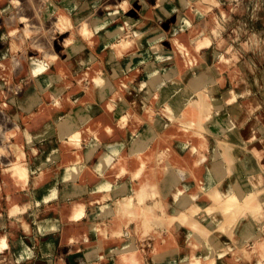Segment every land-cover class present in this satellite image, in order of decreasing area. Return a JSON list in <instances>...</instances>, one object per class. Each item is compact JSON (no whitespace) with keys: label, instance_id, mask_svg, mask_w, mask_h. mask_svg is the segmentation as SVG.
<instances>
[{"label":"bare ground","instance_id":"6f19581e","mask_svg":"<svg viewBox=\"0 0 264 264\" xmlns=\"http://www.w3.org/2000/svg\"><path fill=\"white\" fill-rule=\"evenodd\" d=\"M25 1L26 3H22ZM28 1L34 8H43L48 11L51 9V18L48 21L53 33L68 31L72 34L70 30L77 31L80 38L91 48L106 52L102 59H94V55L92 56L87 50L79 53L77 58L83 66L76 77L85 78L91 82L86 89V96L95 90L100 94H106V97H102L98 104L102 113H106L107 110L111 114L108 115V120H102V115L101 117H90L91 119L86 121L83 127L71 125L72 122L69 121V118L63 120L64 116H69L73 101H75L74 97L81 90V79H78V84L70 89L69 93L65 92L66 90L63 91V86L67 81L56 83L55 91L59 90L61 94L57 95L50 90L49 80L53 79L56 72L63 78H68L66 76L70 72L65 67L64 60L58 56L59 50L56 48L55 51H44L43 45L39 46V41L37 44L31 41L32 49L28 50L24 45L23 34L28 37L30 33L33 34L39 28H43V22L32 18L31 13H28L30 9L26 5L27 0H0V12L3 10L0 28L7 30L9 39L6 49L10 53V56L3 59L5 50L2 49L4 46L2 43L5 40L3 34L0 33V110L2 112L9 109L11 114L10 119L0 115V214L1 208L9 209L7 211L9 217L4 223L7 230L4 232L3 238L0 236V245H3L4 241L17 252L20 250V257L23 255L25 258H30V249L26 246L25 241L32 239L31 233L35 224L33 223L34 218L27 208L34 195L30 197L31 199L28 197L35 194L37 197H34L35 201L45 203L42 209L44 216L60 219L63 225L67 223L81 224L86 218L91 231L94 233L97 231L96 233L102 236L100 241L98 235L94 236L91 241V235L76 229L74 234L84 236L86 241L82 253L78 252L76 255L79 260L77 264H149L146 260L150 256L153 257L155 263L167 264L170 257L177 252L181 235L188 245L201 244L199 246L201 253H186L181 259L182 264H213L214 260H217V257L214 259L210 255L208 247H205L207 244L203 247L205 239L203 237H207L216 246L218 254L228 250L233 260L251 254L241 246L242 241L240 242V240L244 232L238 231V228L249 217L254 216L260 219L263 216L264 219V184L258 171L250 174L248 178L241 174V167L237 159L242 151L248 150L251 152L250 156L262 160L264 165V140L261 138L264 134L263 128L261 126L256 128L257 130L255 128L250 130L247 141L241 144L240 135L232 127L226 126L222 108L213 104L215 90L213 93L211 89H214L215 85L211 84V87L205 88L203 85L205 79L197 76L193 83L194 93L186 99L184 98L186 94L184 89L182 91L178 89L179 81L177 80L178 73L197 69L200 60L207 59L203 55V50L209 46L211 35L216 36L220 45L226 42L222 36L219 38L216 34L223 29L224 23L229 21L232 15L230 12L239 3L230 1L227 3L229 6L227 10L217 0L197 1L199 9L196 10L195 15H200V9L211 10L212 7L214 8L210 11L208 19L204 20L206 22L203 28L171 34L175 37L174 40L165 43L162 41L163 33L150 36L151 30L143 29L142 25H137L130 38L122 36L124 28L137 21L139 17L129 11L128 0H103L97 11L110 9L112 4L118 3L119 9L121 5L123 12L120 14L111 13L109 16L113 23L108 21L102 24V29L99 31L93 30L90 18L82 16V13L87 10L86 6L75 11L76 19L74 20L67 10L57 6L51 0ZM55 1H61L64 7L67 5L72 8V4L69 5L68 0ZM163 2L165 0H142V7L151 9L159 7L161 9ZM34 8L33 10L37 11ZM171 8L168 6L166 10L170 11ZM17 18L23 21L20 22ZM101 19L100 21H102ZM220 19L222 22L219 23ZM18 22L20 25L17 27L15 24ZM33 27L37 29L34 30ZM46 28L50 30L49 27ZM203 29L206 32L200 33ZM224 31L232 42L238 39L241 32L244 31V22L240 20L231 29H224ZM188 38H192L191 43H188ZM64 39H67L66 35H64ZM70 41L66 40L63 45ZM64 42L63 40L62 43ZM231 47V45L224 46V51L219 54L215 68L216 65L224 67L230 64L236 73L237 56ZM33 50L42 51L43 55L39 56ZM137 56L142 64L131 65V60L138 58ZM109 57H113L114 66L125 68L121 75H116L111 90L108 89L109 86L105 82L103 74L105 71L103 63L100 61L107 60ZM167 58L176 61L169 60L163 63ZM72 60H76V58ZM72 62L75 64L74 61ZM31 63L38 66L37 71L31 68ZM109 65L110 63L107 64L108 67ZM200 67L205 68V66ZM36 78L41 85L47 83L45 89L48 90L43 100L38 95L39 82ZM227 90V92H231L232 89ZM122 93L137 95L132 97L125 110L120 112L117 104L122 102ZM250 97L253 95L243 97V101L247 105L250 104ZM230 98L232 97L226 96L224 100H221L227 104L226 100ZM83 99L78 102H83ZM15 101L21 102V109L27 113L26 116L20 117L13 104ZM229 103L230 105H228ZM229 103L227 104L229 109L238 107L233 100ZM251 109L257 113V116H264V107H261L259 103ZM83 113L81 114L82 119L86 120L87 117ZM19 119H21L23 128L18 124ZM244 119L245 117L241 116V122ZM62 120L67 127L64 133L67 136L65 139L64 137L60 139L59 134L57 135L55 132L57 127H63ZM250 123L251 121L248 120L246 128ZM151 125L157 126L154 128L159 131L168 132V137L174 144L173 148L170 146V148L159 152L152 164L150 163L152 148L148 143L153 138V132L149 133ZM121 127L124 128L125 135L127 134L128 144L136 150L132 157V167H129L128 156L119 148H115L116 146L113 148L112 146L115 145L113 141H107L115 135L117 128ZM214 134H222V137L216 139L213 137ZM97 141L104 143L107 147L96 148ZM88 148L90 154L86 159L88 158L89 161L85 162L82 153ZM103 152L104 154L108 152V155L111 156L107 161L102 159ZM215 154H218L221 159H215ZM64 158H67V161H63ZM55 161L61 168L62 180L69 187L67 193L71 195L70 200L53 201L54 190H51V182L44 180V171H54L53 168L56 165L53 163ZM184 162L192 164L189 169L184 165ZM221 162L226 164L225 169H219L213 175L215 181L211 183L210 187L214 193L215 189L218 191L212 199L222 201L223 205L216 207L218 209H213V200L203 206L191 202L192 194L179 197V194L187 187L195 186L198 183L205 184L206 182H203L206 176L204 169L216 171L218 163L221 164ZM30 169L35 171V174L33 173L35 176L31 180L28 179ZM214 172L213 170L209 171L210 174ZM188 173L191 176L182 181L184 175ZM127 176H131L130 179L133 178L132 185L135 192L129 193V195H118L115 199L116 205L108 211H103L104 213L100 212L97 207H93L89 214L85 211V202L81 193L85 190L86 183L94 185L98 191L102 186L106 189L109 179L120 177L126 182L127 179L129 180ZM126 184H121V188L124 189ZM246 186L249 187V191L242 195V200H239L237 194L232 190H238L241 193L243 187ZM149 197L153 198L151 203L147 202ZM171 203L178 205L177 208L174 207L176 210L170 206L169 209H166ZM190 209L194 210L192 216H190ZM166 212L170 214L168 219L171 225L166 220L168 227L163 235H158L156 240L154 239L151 250L148 251L139 243L136 244L135 239L144 235L143 233L149 232L152 222H161L162 214H166ZM186 213H188L187 216ZM97 214L105 216L110 214L117 218L113 221V226L110 229H103V224L95 219ZM175 219L178 223L183 222L187 232L172 224ZM123 223H133V225L129 227L127 236L122 239ZM36 224H40L44 230L51 228V224H41L40 221H36ZM260 226L264 229V223ZM243 229H247L245 236L251 233L248 224ZM222 234L231 235L235 243L232 248L227 246V250H225L224 246H219L218 242ZM259 239L263 241V238ZM191 245L189 247H192ZM258 245L262 244L260 245L259 242ZM78 246L76 243H72L70 248L79 249ZM259 246H255L253 254L256 255L258 262L264 264V248L262 250ZM261 247H264V243ZM111 250L115 251V256L109 260ZM93 253L96 254L95 258H93ZM61 255V253L57 255L59 261ZM47 261V259L38 260L39 264H49ZM220 262L216 261L217 264ZM22 264H29V261Z\"/></svg>","mask_w":264,"mask_h":264},{"label":"rangeland","instance_id":"374dc122","mask_svg":"<svg viewBox=\"0 0 264 264\" xmlns=\"http://www.w3.org/2000/svg\"><path fill=\"white\" fill-rule=\"evenodd\" d=\"M51 1L54 2L57 6L59 5V7L67 10V5H65V7H64L63 6L64 4H62L61 1L60 2L55 1V0L54 1L51 0ZM183 1H185V2H183ZM197 1H199V0H165V2H163V7H161V9L159 7H158L159 9L158 8L151 9V8H143L142 7V0H128L129 11L133 14L138 15L139 17H138V20L135 21L136 23L135 22L132 23V24H134L133 26L131 24L127 28H124V35H122V36L126 37V38H130L133 34V31L137 27V25H142L143 29L151 30L150 36H152L154 34H159L160 32L163 33L162 41L165 43H168V42H170V40H174L175 37L172 35L177 34L178 32H181V31L190 32L194 28H198L200 30L205 25L204 23L206 21H204V20L208 19V17H209L208 15H209L210 11H212V9H214V8L212 7L211 10L200 9V15H198V14L195 15L197 13L196 10L199 9L197 6ZM217 1L220 4H222L221 6L223 8H225L227 10L229 9V6L227 3H229L230 1L239 3V5L236 7H233L234 9L230 12L232 15H231L229 21L225 22L223 29L220 30L216 34L217 36H219V38L222 36L224 38V41H226L228 43L223 42V44L220 45L219 41L216 39V36L211 35V42H210L209 46L205 50H203V55L206 56L207 59L200 60V63L198 62L199 67L197 69H193L190 71H184V72L177 74V80L179 81L178 89L180 91H182V89H184L183 91L186 93L185 95L183 94L184 98L188 99L194 93L195 88H193L194 87L193 83H194V79H196L197 76L202 77L203 80L205 79L204 84H203L205 86V88L211 87V85H208V84L213 83L215 85V88L211 89L213 93L215 90V95L213 96L214 97L213 104L216 107L218 106V108H222V110L224 111V116L226 118V126L232 127L235 130V132L240 135L241 140H242L241 144H243L247 141V136L250 134V130H252L253 128L258 129L259 127L262 126L263 131H264V116H257V113L251 109V107H253L255 104H258V103L261 105V107H264V0H217ZM69 2L73 4V2H71V1H69ZM79 2H80L79 9H81L82 6L87 7V10L84 13H82V15L87 13V11H90V9L95 8L94 13L91 15H88L86 17H89L91 20H92V18L97 19V17L99 20L102 18L101 20L103 21V23H106L108 21L109 22L111 21L113 23L112 19H110V16H109L111 13L120 14L121 12H123L121 10V5H120V9H119L118 3H116L115 5L112 4V7H110V9H105V10L101 9L100 11H97V8L100 7L103 0H85V2H84V0H79ZM22 3H26V1L22 2ZM91 4H93L94 7H91L92 6ZM26 5L29 6L28 9L31 10V8H32V10H33L34 7L32 5L30 6V2L28 0H27ZM168 6H171L172 10H170V11L166 10V7H168ZM184 7H186V8H184ZM162 8H163V10H162ZM34 9H37V8H34ZM30 10L28 11V13L29 12L31 13L30 15L32 18L39 19L41 22H43L42 23L43 28H39L35 32L33 31L34 33L33 34L30 33L28 35V37H27V35L23 34L25 37V39H24L25 47L28 50L32 49L30 47L31 41L35 44H37L39 41V43H40L39 46H41V44H42L44 47V51L45 50L48 52L55 51L57 48L59 50L58 56L64 60L65 67H67L70 71L69 74L66 76L68 78H63V77H61L60 74H58L56 72L53 75L52 81L51 82L49 81V83H50L49 89L52 90L55 94L59 95V94H61L60 93L61 91H59V90L55 91L56 83L61 82V81H67L65 86H63V91L66 90L65 92L69 93L70 89H73L78 84V79H81V90H79V92L74 97L75 101H73L74 104L72 106L71 111L69 112V116L68 117L64 116L63 120L69 118V121L72 122L71 125L81 126V127H83L86 124V121L91 119L90 117L95 118L98 116L101 117V115H102V120H108V115H110L111 112L109 114V112L106 110V113H102L103 111L100 110V106L98 104L102 100V97H106V94L105 93L100 94L97 90H95V92L92 91V93H90V95L86 96L85 95L86 89L90 86L91 82L86 80L85 78H77L76 77L81 72V69L83 66L79 62L80 61V60H78L79 58H77L79 53H81L83 50L84 51L87 50L92 56L94 55L93 56L94 59H102L103 55L105 57L106 52L104 53L103 51H98V50H95L94 48H91L89 45H87L80 38L77 31L70 30L72 32V34L68 33V31L67 32L66 31L65 32L64 31L63 32L58 31L60 33H58V32L53 33L50 29L51 24L48 21L51 18V14H50L51 9L49 11L47 9H43V8H39V9H37V11H34V10L30 11ZM2 11L0 12V19L3 15V14H1ZM39 13H40V15H39ZM46 14H48V15H46ZM74 14L75 13H73V15H70V14L69 15L71 17H73L72 19L75 20L76 17H74ZM19 18H17V20H20ZM103 19L106 21H104ZM240 20H242L244 22V31L241 32L238 39L230 42V40L227 36V33H226V31H224V29H227V30L231 29V27L238 24V22ZM21 21H23V20H20V22ZM20 22L16 23L15 25H17V27H18L20 25ZM220 22H222L221 19L219 20V23ZM183 23H185V24H183ZM151 26H153V27H151ZM46 27H49L50 30H47ZM99 27H100V25H98L96 27V29H98ZM31 28H32V26H31ZM33 29L36 30L37 28L33 27ZM205 32H206V30L203 29V30H201L200 33H205ZM0 33L3 34L4 40H5L4 43H2L4 45V46H2V49L4 48V50H5V56L3 59H5L8 56H10L8 49H6L7 48V40L9 39V36L7 34V30L3 29V28H0ZM64 35H66L67 41H68V39L70 41V38L73 36V38H71V40H73L72 43L70 41V43L63 45L66 43V40L64 39ZM63 40L65 41L64 43H62ZM187 41H189L188 43H191L192 38L191 39L188 38ZM0 44H1V41H0ZM225 45L226 46L231 45L232 46L231 48L234 49L235 54L237 56L236 61L238 64L237 65L238 68L236 69L237 70L236 73L233 71V68L230 64L228 66L226 65L224 67L216 65V68H215V63L217 62L219 54L224 51L223 48ZM33 51L35 52V54H38L39 56L43 55L42 51L41 52H37L36 50H33ZM144 52H146V51H144ZM72 54L74 55L73 58H76V60H72L73 59V58H71ZM65 57H67V58L65 59ZM137 57L138 58H135V59L133 58V60H131V65L137 66V65L142 64V62L139 60V56H137ZM71 60L74 61L75 64ZM169 60L173 61V62L176 61V60H171V59L167 58L163 63H165L166 61H169ZM205 60H207V61H205ZM100 61H102L103 70L105 71V72H103L104 77H105V82L109 86L108 89L111 90V88L113 87V84H114L113 82L116 78V75H121V73L124 72L123 70L125 68H123V66L122 67L114 66L113 65V63H114L113 57H109L107 60H100ZM106 62H107V64L110 63L109 67L107 66ZM200 66H205V68L200 67ZM31 67L33 69L35 68V66H31ZM231 71H233V72L231 73ZM199 72H202V76L198 74ZM209 76H210V79L208 80ZM70 81L72 82V84H70L71 83ZM229 88L232 89L231 92H227L228 91L227 89H229ZM188 89H190V90H188ZM47 90L48 89L45 90L46 94H47ZM45 92H43V91L39 92L38 91V95L40 96V99H43L45 97ZM187 92H188V94H187ZM122 94H123L122 102H120L121 104L119 102L117 104L119 109H120V112H123L125 110V108L128 106L129 102H131L132 97H135L137 95L134 93H132L131 95H128L126 93H122ZM248 95H253V97H250V100H249L250 104L247 105L243 101V97L248 96ZM226 96L232 97V98L226 100V101H228V103L233 100L238 107H236L235 109H229V107H227L228 103L227 104L223 103L224 102L223 100ZM82 99H83V102L79 103L78 101H81ZM221 99H223V100H221ZM220 103H222V106ZM13 104L14 105L17 104V107L21 106V102H19V101H15ZM228 105H230V103ZM80 111L82 113L83 112L85 113L84 116L87 117L86 120L82 119V116H81L82 113ZM5 113H6V117H10V114H8L6 111H5ZM22 113H23V111H22ZM241 116L245 117L243 122H241V120H240ZM246 120L251 121L248 128H246L247 127L246 126L247 125ZM65 125L66 124H64V121H63V127L61 126L62 128L61 127L56 128L55 132L57 133V135L59 134L58 137L60 139L63 137H64V139L67 138L66 134H64L65 129L67 130V127ZM154 127H157V126L151 125V129L149 131V133H152V132L154 133V134L152 133L153 138L149 140L152 143V144H149L152 148V151H151L152 155H150V163L151 164L154 162L155 156L159 152H162L163 149H168V147L170 148V146L173 148V145H174L171 143L172 141L168 137L169 136L168 132L159 131L158 129H155ZM124 131L125 130L122 127L117 128L115 135L112 138H109L107 141H113V144H115V145H113L112 147L114 148L116 146L115 148H119L122 152H124V154L126 156H128L129 167H132L133 166L132 157L136 153V150H134L133 147H130V145L128 144V142L126 140L127 134L125 135L126 132L124 133ZM213 137L217 139L219 137H222V134H214ZM261 138L264 140V134H263V137H261ZM95 146H96V148L107 147L104 145V143H102V142L98 143V141L95 143ZM263 147H264V145H263ZM250 153L251 152L248 150L242 151L238 156L237 160H239L238 162H239V165L241 167V170H240L241 174H243L245 177L248 178V176L250 174L257 173V171H258V175L261 177L262 183L264 184L263 161L255 158L253 156H250ZM89 154H90L89 148L85 149L84 152L82 153V156H83L82 158H84L85 162L89 161L88 158L86 159V157L89 156ZM129 156H131V157H129ZM110 157L111 156L108 155V152H106L105 154L103 152L102 159L104 161H107L108 158H110ZM184 157H186V155H184ZM215 159L219 160L221 158L219 157L218 154H215ZM65 160L67 161V158L63 159V161H65ZM263 160H264V158H263ZM53 164L56 165L53 168L54 171L53 170L44 171V180L51 182V190H54V191H55V184L57 182H61L62 185L64 186V188H66V189L69 188L67 186V184L62 180L63 176H62V173L60 171L61 168L57 164V161H55ZM187 164H188V166H187ZM190 164L188 162H184V165L187 167V169H189ZM223 166H224V164L222 162H221V164L218 163V169L216 171L214 169H212L213 172L214 171L215 172L211 173V174L209 173V171L212 172L211 169H209V171H208V169H204V173H206V176L204 178L205 181H203V182L204 183L206 182V183L203 185L198 183L195 186L187 187V189H185L181 194H179V197L182 198L184 196L192 194L193 197H192L191 202L193 204H202L203 206H206L210 202V200L211 201L213 200L212 199L213 195L218 192L217 189L214 190L215 193L213 191H211V187H210L211 183L213 181H215V177L213 175L216 172H218L219 169L220 170L225 169V167H223ZM33 173L35 174V171L30 169L29 170V178H28L29 180H31L35 176ZM130 177L131 176H129V177L127 176V178H129V180L127 179V181H126L127 184H126L125 180L123 181L122 178H120V177L114 178V179H109V183H108V185H106V189L104 186H102V187H100L101 189H99L98 191L94 185H90L89 183H86L85 190H83V192L81 193L83 196V201L85 202V207H84L85 211L89 214V213H91V209L93 207H97L100 212L104 213L105 211H108L110 208H112L114 205H116L115 199H116V197H118V195L119 196L121 194L129 195V193L131 194V193L135 192L133 185H132L133 184V178L130 179ZM192 180H194V179H192ZM123 183L126 184V186H125V188L127 187L126 191H125V188L124 189L121 188V184H123ZM199 185H200V188H199ZM107 186H108V188H107ZM102 189H105L106 191L102 190ZM207 190H208V192H207ZM198 191L201 193L200 196H198V193H197ZM232 191L235 192V194H237V196L239 197V200H242V195L246 191H249V187H247V186L243 187V189H242L243 192H241V193L238 190H236V191L232 190ZM105 192H106V194H105ZM33 195L35 197V194H31L28 197V199H31L30 197H33ZM54 196H53V201L60 200L57 192L56 193L54 192ZM106 196H107V198H106ZM112 196H114V197H112ZM34 197L31 199V204L27 208V210L31 212L32 218H34L33 223L35 224L33 231L31 233V235H33L32 239L31 240L27 239L25 241L26 246H28V248L30 249V254H29L30 258H25V256H23V255H22L23 258L20 257V250L17 252L13 247H10L8 243H5L3 241L2 242L3 245H0V264H22V263H25L28 261H29V264H39L38 260H41V258L44 257V256H42V255H44V251L42 250V252H40V249L42 248V246L47 245L46 247H48L49 244H48L47 240L49 239V237L43 236L41 238L40 237L38 238V237H36V234H34L35 231L36 232L37 231H43V232L51 231L52 233L53 232L59 233L58 234L59 240L57 239L58 237H56V236H55L56 240L54 239L55 244L58 242V247L56 248L55 257H53V260H54V258H55V260L53 263H51L53 260L50 262H48L49 261L48 260L47 263H49V264H59V263L77 264L78 263L79 260L76 258V255L78 252L82 253V249L85 248V246H86V244H85L86 241L84 240V238H85L84 236L81 237V236L74 234L76 229H80L82 231H85L86 234L91 235V237H90L91 241H92L93 237L97 236V235L100 236L98 238L99 241H100V239H102V236L99 235L98 233H96L97 231L95 233L91 231V229L89 228V225L87 223L88 221L86 218L83 220V222L81 224L67 223V224L63 225V223H61L60 219H57V218L55 219V218H53L51 216H47V215L44 216L42 213V209L44 208L45 203L44 202L38 203L37 201L34 200L37 197H35V198ZM64 197H66V195H64ZM102 198H104V199H102ZM70 199L71 198H69L68 200H70ZM149 201L151 203L153 201V198L149 197L147 199V202H149ZM34 202H36V203H34ZM41 203L43 204V206H40ZM221 205H223L222 201L213 200V202H212V208L213 209H218L216 207H220ZM169 206L172 209H175V208H177L178 205L176 203H171L166 207V209H169ZM263 209H264V206H263ZM1 210H2V212L0 214V221H1L0 222V236H1V238H3L4 232L7 230V228H5V226L3 227V225L1 223L3 222V219H5L6 217H9L8 212H7L9 209H7V207H4L3 209L1 208ZM160 212L161 211L159 209V213ZM192 213H194V210L190 209V216H192L191 215ZM187 215H188V213H186V216ZM95 217H96L95 219H97V221H99L100 223L103 224V229H110L113 226V221L116 220V218H117L115 215L111 216L110 214H109V216H107V215L105 216L103 214H100V215L97 214V216H95ZM168 217L170 218V214L168 212H166V214L165 213L162 214L161 222H152L150 224L151 230L149 232H147L146 234L143 233L144 235H140V237L136 238L135 239L136 244L139 243L141 246H143L148 251L151 250L153 243H154V239L156 240L158 235L159 236L161 234L163 235L164 232L166 231L167 227H168V224H170ZM262 217H260V219L258 217L255 218L254 216L249 217L244 223L242 222L241 225L239 226L238 231L244 232V234H242V237H241L242 239L240 240V242L241 241L242 242L241 243L239 242V243L241 244L242 247H244V249H246L247 251H249V253H251V254H248V255L242 257L241 259H237V260L231 259V254L227 250V246H231V248H232L235 245L230 234H222L219 238V242H218L219 246L220 247L224 246V249L227 250L221 254L217 253L216 246H214V244L212 242H210L207 237H203V238H205L204 240L202 238L203 247L207 244L208 246L206 245L205 247L206 248L208 247V249L210 251V255H212V257L214 259H215V257H217L216 258L217 260H214L213 264H217L218 261H221L219 264H221V263L222 264H262L261 262L257 261L256 255L253 254L254 253L253 249L255 248V246H259L258 245L259 242H260V245L261 244L263 245V243H264V229H262L260 226L261 224L264 223V219ZM251 218L254 220H252ZM179 219H180V217H179ZM166 220H168V222ZM176 220L177 219H175L172 222V224L176 225V227H178V228L180 227V229H182V231L187 232V230L183 226V222H181L182 223V225H181V223L180 222L178 223ZM36 221H40L41 224H51V228L44 230L40 227V224L39 225L36 224ZM56 221H57V223H56ZM246 224H248V226L251 230V233L250 234L248 233L249 235H247L248 237L245 236L247 229L246 230L243 229L244 226L246 227ZM132 225H133V223H129V224L123 223V226H122L123 232L121 233L122 239L127 236V234H128L127 232L129 231V227ZM159 225H160V227H159ZM59 227L61 229L60 232L58 231ZM257 237H258V239H257ZM67 238H69V240L71 239L72 241H68ZM259 238H261V239L263 238L262 239L263 241H261ZM27 241H29L30 243ZM255 241H257V242H255ZM254 242H255V244H254ZM72 243H76L77 245H79L78 246L79 249H75V250L71 249L70 247H71ZM187 243L188 242L184 241L183 235H181L179 237L176 255L172 256L173 259L170 260L169 264L170 263L180 264V262H179L180 258L182 257V255H185L186 253L187 254L188 253H194V254H200L201 253V250H200L201 247H199L201 244L200 245L199 244L198 245L197 244H195V245L190 244L193 247V249L196 248L193 250L192 247H189L190 245H188ZM209 243H212V244H210L211 246L209 245ZM227 243H229L230 245ZM261 246H259V247L263 250L264 247H261ZM59 253L62 254L60 257V261H59V256H57ZM114 253H115L114 250L109 253V256H110L108 258L109 260L112 259V257H113L112 254H114ZM106 254H108V253H106ZM18 255H19V257H18ZM47 255H50V254H47ZM226 256H228V257H226ZM177 259H178V261H177ZM216 261H217V263H216ZM147 263H148V261H147Z\"/></svg>","mask_w":264,"mask_h":264},{"label":"crops","instance_id":"0c3cea01","mask_svg":"<svg viewBox=\"0 0 264 264\" xmlns=\"http://www.w3.org/2000/svg\"><path fill=\"white\" fill-rule=\"evenodd\" d=\"M68 1H71V2H73V4L72 3H70L69 2V5H71L72 4V8L73 9H71L69 6H67V11H68V13L70 14V15H73V13H75V11L76 10H78L79 9V7H80V2H79V0H68ZM92 6L91 7H94V5L93 4H91ZM94 10H95V8H92V9H90V11H87V13H85L84 15H82L83 17H86V16H88V15H91V14H93L94 13ZM73 18V17H72ZM89 18V17H88ZM90 21H91V24L93 25V30L94 31H99V30H101L102 29V27H101V25L102 24H105V23H103V21H100L98 18L97 19H95V18H92V20L90 19ZM107 23V22H106ZM98 25H100V27L98 28V29H96V27L98 26ZM151 27H153V26H151ZM101 28V29H100ZM72 57H74V55L72 54V56H71V58ZM30 66H35V68L33 69L32 67V69L33 70H35V71H37L38 69V66L37 65H34L33 63H31L30 64ZM199 75H201L202 76V72H199L198 73ZM210 79V76L208 77V80ZM51 80L52 79H50L49 81L51 82ZM37 82H39V80H37ZM207 82V81H206ZM208 84V83H207ZM211 84H213V83H209L208 85H211ZM47 85V83H45L44 85H41L40 84V82H39V86H38V91H40V92H44L46 89H45V86ZM214 85V84H213ZM45 95H46V92H45ZM41 100H43V99H41ZM10 104V103H9ZM221 106H222V103H221ZM15 107H16V109L18 110V112H19V114H20V117L22 118L23 116H26V112L25 111H23L22 109H21V106H18L17 107V104L15 105ZM20 109V110H19ZM5 111L8 113V114H10V111H9V109H5L4 111H2L1 112V110H0V115H2V116H4L6 119H10L11 118V116L10 117H6V113H5ZM22 111H23V113H22ZM7 114V115H8ZM11 115V114H10ZM19 126L21 127V128H23V124L21 123V119H19ZM149 144H152L150 141H149ZM159 150V149H158ZM223 164H224V167L226 166V164L223 162ZM156 174V173H155ZM189 176H191L190 175V173H188V174H185L184 175V179H182V181H184L185 179H187ZM160 189V188H159ZM69 191V188H64V186L62 185V183L61 182H57L56 184H55V191H53V192H57L58 193V195H59V198H60V201H63V200H68L69 198H71V195H68V192ZM64 193V194H63ZM198 193V196H200L201 195V193L198 191L197 192ZM64 195H66V197H64ZM150 202V201H149ZM40 206H43V204L41 203L40 204ZM7 219V217L5 218V219H3V222H2V225L5 223V220ZM1 222V221H0ZM56 223H57V221H56ZM3 226H5V224L3 225ZM5 228H6V226H5ZM60 227L58 228V231L60 232ZM34 234H36V237H43V236H48L49 237V239L47 240L48 241V247H46V246H42V248L40 249V252H42V250L44 251V255H42V256H44V257H42L41 259H44V260H49V261H52L53 260V257H55V253H56V248L58 247V242L55 244V241H54V239L56 240V238H55V236L56 237H58L59 235V233H52L51 231H46V232H43V231H35L34 232ZM53 237V238H52ZM57 239H59V237L57 238ZM84 240H85V238H84ZM43 254V253H42ZM47 254H50V255H47ZM176 254H174V255H172V256H175ZM181 255V254H180ZM93 258H95L96 257V254H94L93 253ZM112 256H115V253L114 254H112ZM170 257V260H172L173 259V257ZM179 256V255H178ZM184 256L185 255H182V257L180 258V260H179V262H180V264H182L181 262H182V260L181 259H183L184 258ZM54 260H55V258H54ZM54 260L51 262V263H53L54 262ZM170 260L167 262V264H169V262H170ZM148 263L149 264H158V263H155L154 262V259H153V257L152 256H150L149 258H148ZM177 261H178V259H177ZM170 264H173V263H170ZM177 264V263H176Z\"/></svg>","mask_w":264,"mask_h":264}]
</instances>
